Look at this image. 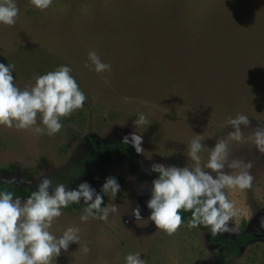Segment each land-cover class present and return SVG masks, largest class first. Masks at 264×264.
Here are the masks:
<instances>
[{"label":"rangeland","instance_id":"1","mask_svg":"<svg viewBox=\"0 0 264 264\" xmlns=\"http://www.w3.org/2000/svg\"><path fill=\"white\" fill-rule=\"evenodd\" d=\"M15 3V25L0 24V63L15 65V85L30 88L36 77L68 66L86 101L61 118L62 130L52 136L46 128L38 135L0 126V180L7 184L33 186L47 178L53 188L64 183L75 190L83 172L97 168L85 161L88 137L125 142L151 173L153 165L191 168L194 135H202L206 163L209 149L232 131L227 121L238 115L250 121L242 126L245 137L264 127V0H52L43 11L30 0ZM90 51L110 71L95 72ZM140 114L148 126H135ZM41 119L35 127H44ZM137 132L143 153L132 146ZM231 158L251 162L254 180L251 189L225 190L239 215L229 222L233 232L218 235L233 237L243 223L258 234L237 253L185 222L172 236L157 229L147 207L151 183L132 178L115 158L108 169L123 178L120 191L114 200L97 194L101 207L118 210L107 221L82 222L83 200L62 209L49 231L59 238L79 228L81 243L70 244L54 264H126L134 253L146 264H264V154L250 143L233 144ZM137 207L140 221L132 215Z\"/></svg>","mask_w":264,"mask_h":264},{"label":"clouds","instance_id":"2","mask_svg":"<svg viewBox=\"0 0 264 264\" xmlns=\"http://www.w3.org/2000/svg\"><path fill=\"white\" fill-rule=\"evenodd\" d=\"M30 2L41 11L52 4V0ZM18 15L15 0L0 2V24L14 26ZM88 59L95 72L110 71L111 66L103 63L96 52L90 51ZM14 68L15 65L0 63V126L34 130L38 135L44 134L46 128L47 134L52 136L62 130L61 118L83 109L86 96L68 66L36 77L34 86L24 90L14 83ZM38 115L42 118L43 128L35 127ZM150 123L144 114H140L135 126H148ZM249 123L246 115L229 119L227 124L232 131L209 149L206 163L202 164L200 155L206 148L202 145V135H194L188 151V158L193 162L191 168L153 165L152 170L158 173V178L152 182L147 207L151 210L150 220L157 229L168 236L176 234L183 224L181 211H185L191 213L187 225L190 229L204 226L216 235L234 231L229 227V222L239 215V210L228 199L225 190L251 189L254 177L250 173L253 167L251 162L231 158L232 145L250 143L264 154V127L256 128L245 137L242 126L247 128ZM131 141L135 150L143 153L140 147L142 136L138 132L131 136ZM50 188H53L52 182L43 179L38 190L32 192L23 203L19 198L13 200L10 191L0 192V264H54L70 244H80L79 228L69 227L59 238L49 231L63 214L62 209L70 204L83 200L87 205L80 217L82 222H87L90 217L107 221L109 214L118 210L114 204L101 207L103 196L97 194L87 182L81 183L75 190H66L64 183H57L51 195ZM101 191L111 194L114 200L120 185L115 178L108 177ZM94 212L99 215L93 216ZM132 215L137 221L141 220L138 207L132 210ZM83 251L86 254L90 251L86 244ZM139 257L140 253L127 255L126 264H146Z\"/></svg>","mask_w":264,"mask_h":264},{"label":"trees","instance_id":"3","mask_svg":"<svg viewBox=\"0 0 264 264\" xmlns=\"http://www.w3.org/2000/svg\"><path fill=\"white\" fill-rule=\"evenodd\" d=\"M87 141L91 147V153L86 156L85 161L87 164H95L96 169H86L82 174V182H87L96 193L103 195L101 189L108 177H113L117 180L118 184L123 183L124 180L121 176L115 175L108 168L112 165L115 158H121L127 165V170L130 176L137 180H145L151 183L158 178V173H147L142 170L140 160L136 153L126 144L121 142L118 144L106 143L97 138L88 137ZM40 184L30 186L26 183L19 185L7 184L0 180V192L10 191L13 198L21 197L27 199L32 192L37 191ZM53 192L49 190V193ZM71 207V204L69 205ZM183 222H189L191 218L190 212L181 211ZM195 229L203 230L208 233V238L211 242L216 243L226 248L230 254H235L237 251L246 245L251 239L257 238L258 234L244 229V223L240 231L233 237L219 236L213 234L211 229L204 226H198ZM264 238V235H262Z\"/></svg>","mask_w":264,"mask_h":264},{"label":"water","instance_id":"4","mask_svg":"<svg viewBox=\"0 0 264 264\" xmlns=\"http://www.w3.org/2000/svg\"><path fill=\"white\" fill-rule=\"evenodd\" d=\"M49 190H50V191H53V190H54V188H50ZM262 235H264V234H262Z\"/></svg>","mask_w":264,"mask_h":264}]
</instances>
